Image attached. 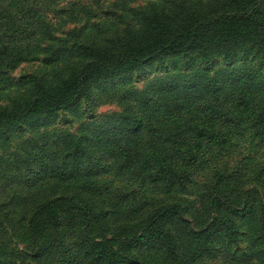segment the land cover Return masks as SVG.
<instances>
[{"label": "rangeland", "instance_id": "obj_1", "mask_svg": "<svg viewBox=\"0 0 264 264\" xmlns=\"http://www.w3.org/2000/svg\"><path fill=\"white\" fill-rule=\"evenodd\" d=\"M257 1L249 36L212 32L129 71L87 74L81 86L87 61L112 65L119 45L151 37L155 15L210 29L244 0H0V115H16L0 119V264H52L63 246L105 237L131 260L163 264L160 246L133 237L171 205L191 231L186 253H202L197 264H264ZM139 121L141 131L131 128ZM43 205L36 242L27 228ZM74 260L93 264L81 251Z\"/></svg>", "mask_w": 264, "mask_h": 264}, {"label": "trees", "instance_id": "obj_2", "mask_svg": "<svg viewBox=\"0 0 264 264\" xmlns=\"http://www.w3.org/2000/svg\"><path fill=\"white\" fill-rule=\"evenodd\" d=\"M245 7L239 9L235 15L225 17L219 21H215V25L207 29L204 23L196 19V23H190L185 16L179 15L176 20V26L173 28L161 15H155L151 21L153 33L151 37L145 40H139L137 42H128L119 45L118 49L113 51L112 65L102 60V57H94L92 60L87 61L82 67L79 76L76 78V83L82 86L87 74L93 76L94 74L104 76L109 74L111 70L126 72L137 66H139L143 60L148 56H156L157 54L163 55L178 53L187 51L193 46V44L199 45L206 39L207 35L212 34L221 35L224 38L231 36H249L250 35V15L251 13H257L259 5L257 0H244ZM238 13H244L243 15H237ZM234 17V18H232ZM174 23V20H172ZM243 38V37H242ZM141 42V43H140ZM144 43L143 47H140ZM103 53V52H102ZM101 53V54H102ZM103 55V54H102ZM16 115L13 113H2L0 119L7 120L12 119ZM137 126V127H136ZM131 128L141 131L143 123L131 124ZM151 123L147 129L151 131ZM214 199L212 198V204ZM174 205L161 207L155 211L150 218V223L142 231V233H136L133 237L136 241L135 245H141L148 248L160 246V249L164 250L165 255L163 257V264H197L196 261L200 257L195 253L187 254L183 240L190 235V230L182 227V221L176 219L174 216ZM240 209H233L234 212H240ZM47 207L39 206L35 209L31 219L28 223V232L36 242L42 233L43 218L46 216ZM180 213V211L178 212ZM177 215V213H175ZM169 219H172V223H169ZM264 219V217H263ZM171 224L173 227H168L167 224ZM86 224H89L87 222ZM214 224L207 228L206 231L210 232ZM230 235L233 232H228ZM86 244L82 241L83 245H66L62 247V250L57 254L58 258L53 260L52 264H69L67 260L75 262V253L84 252L88 257H91L93 264H145L144 262L131 260L130 256L124 253L121 249H116L112 246V238L107 237L101 239L88 240ZM209 241V240H208ZM208 242L201 244L202 248H207ZM47 252V251H46ZM52 252L51 249L48 253ZM39 258L43 257V254L38 255ZM30 264V263H28ZM34 264V263H31ZM36 264H49L47 259L40 260Z\"/></svg>", "mask_w": 264, "mask_h": 264}]
</instances>
